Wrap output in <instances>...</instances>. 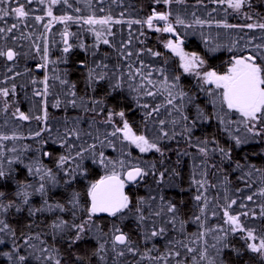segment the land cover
I'll return each instance as SVG.
<instances>
[{
  "label": "trees",
  "instance_id": "1",
  "mask_svg": "<svg viewBox=\"0 0 264 264\" xmlns=\"http://www.w3.org/2000/svg\"><path fill=\"white\" fill-rule=\"evenodd\" d=\"M20 2L24 3V0ZM47 6L48 0L44 4L32 0V3L25 4L26 10L31 11L22 23L12 14L0 19V28L7 29L12 24H17L11 32H0V50L10 48L18 53L15 62L11 64L6 58L0 57V88L9 89L8 97H0V134H15L19 137L0 142L3 144L0 150L4 153L0 162L3 163L4 171L10 173L0 178V192L4 193L5 204L14 202L20 207V211L12 207L6 213H0V219H4L16 232L15 237L7 233L0 234L6 241L4 245H0V264H13L2 254L11 250L13 240L18 245H23L27 236L35 237L37 234L45 241L44 247L59 249L62 264H81L77 257L83 258V264H208V259L213 258L217 264H264V256L247 248L244 239L246 232L230 231L231 225L225 223L226 218L223 216L224 206L235 200L236 204L231 206L230 213L240 215V222L245 229L254 230L257 236L264 235V195H260L261 189H264V132L254 135L248 133L243 125L233 124L229 125L230 132L226 133L225 126L214 115L211 120L198 121L192 127L191 119L195 117V109L190 105L185 109L190 120L173 126L170 121L173 118L179 121V114L171 112L169 115L171 106L161 108L158 114L146 117L147 110L137 104V100L139 105L161 104L164 102L162 95L145 96L143 89L139 93L135 91L142 83L145 88L156 91L141 79L142 75L149 72L153 81H161L163 76H167L171 82L172 77L178 75L180 87L189 95H195L196 102L206 113L214 114L217 109L209 103L204 92L199 90L200 81L183 72L179 59L164 47L166 37L149 29L143 21L152 15L153 10L170 12V21L173 23L175 17L179 16L185 21L184 25L176 24L179 37L185 41V50L188 53L195 52L203 58L207 68L224 72L234 56L264 54L261 49L256 48V45H264V29L244 27L247 24L264 23V0H247L239 11L229 8L227 3H220V0H173L171 4H164L162 0L160 3L155 0H68L67 4L61 2L53 6V14L70 15L74 18L90 15L101 18L110 15L113 21H122L119 24L113 23L112 34L102 37L108 39L109 44L98 41L94 33L89 31L88 25L69 21L68 31L74 35L70 36L73 47L68 53L63 52L65 45L61 35L65 25L53 23L50 31L45 32L44 25L50 19L46 15ZM2 7L7 8V3ZM12 7H15V0H12ZM35 16H43L44 19L36 21ZM196 19L206 23L196 24ZM133 20H140L142 23H128ZM225 23L233 27L225 28ZM81 43L83 48L79 47ZM37 44L41 49L47 44L46 70L41 68L38 71L43 53L36 51ZM210 48L217 50L211 52ZM152 52H160L161 55L153 56ZM89 69L106 74L105 79H97L90 84ZM161 69L163 74L159 71ZM137 70L140 75L130 79L128 73ZM46 75L49 92L45 105V98L35 93L43 91L42 81ZM118 78L120 88L113 89L112 85ZM61 80H67L68 84H61ZM71 85H75V88L72 89ZM70 91H75L76 96L68 95ZM73 99L76 100V106L69 103ZM57 100L60 101V107H53ZM5 103L8 105L7 110ZM45 107L49 117L46 124L37 119L23 121L18 118V114L16 117L12 115L18 108L30 116H42ZM111 110L125 111V118L133 131L138 135H146L150 140L162 135L159 121L165 120L162 127L163 131L168 132V137L158 141L163 154L155 150L141 153L123 140L121 134L116 137L109 135L105 139V133L110 134L114 127L104 123ZM114 119L117 126H122L119 117ZM225 119L239 120L240 117L230 113ZM185 123L192 127L190 133L184 130ZM236 128H239V132ZM74 129L79 132V139L71 134ZM259 129L260 125H257V130ZM36 132L41 135L36 136ZM97 135L104 140L103 145L95 139ZM233 135H239L246 142L236 145ZM65 138L68 144L77 147L95 143L96 151H103L106 158L114 161L121 159L126 164L139 165L148 172L141 183L127 190L134 204L141 197L145 199L143 213L147 219L143 223L133 213H126L127 218L122 221L119 217H94L104 232L110 233L113 225H116L126 233L134 252H128L124 246H119L124 250V255L117 257L109 243L104 260L101 261L99 257L91 255L98 243L96 236L99 233L95 229L86 232L84 238L71 247L69 243L72 231L55 236L52 234L50 225L58 218L73 222L69 204L72 192H80L81 204L87 206L84 194L89 183L105 175V169L90 158L83 162L84 167L89 170L86 179L78 178L69 185L58 175L60 184L54 188L49 185L48 194L44 198L38 194L31 195L28 204H23L22 198L16 195L21 184L33 185V188L28 189L30 193L39 184L38 176L30 175L25 165L39 161L46 168L57 171V157L65 154L68 145L61 147L60 143L53 142ZM108 140L112 141V147L107 146ZM205 140L206 145L202 143ZM200 147H206L208 154H202ZM12 148L16 151H11ZM219 148L229 150L230 159L225 158ZM44 152H51L52 156H45ZM74 152L75 149L73 154ZM84 155L88 157L89 153ZM17 156L23 163L14 159ZM9 160H13L11 165ZM161 172L164 173L162 181L159 177ZM195 181H205L203 188ZM197 195L206 198L207 207L204 206V199H195ZM248 196H252V199L248 200ZM44 199L52 205L64 204L68 210H45L30 215V208L45 207ZM169 203L176 206L175 214L167 211ZM157 211L161 213L159 216L154 215ZM173 216L174 223L170 222ZM196 217L200 219L197 220ZM83 218H86L83 211L76 210V222ZM161 227L165 229L162 235L150 236L153 228L158 230ZM217 237L223 239L218 241ZM213 244L216 245L215 248L212 247ZM224 244L228 247H223ZM205 248L208 255L202 259L200 253ZM31 251L25 246L21 249V254ZM31 264H41V261L31 258Z\"/></svg>",
  "mask_w": 264,
  "mask_h": 264
},
{
  "label": "snow or ice",
  "instance_id": "2",
  "mask_svg": "<svg viewBox=\"0 0 264 264\" xmlns=\"http://www.w3.org/2000/svg\"><path fill=\"white\" fill-rule=\"evenodd\" d=\"M40 4H44L45 0H38ZM63 2L64 4L68 3V0H48V6L46 9V15L49 17V21L44 25L45 32L50 31L51 25L53 23H61L65 25L63 32L61 35L64 37L65 47L63 48L64 53L70 52L73 45L68 42V37L74 35L68 31L67 24L69 21L73 23H83L89 26V31L93 32L96 39L101 41L103 44H109L108 39H102V37L107 34L111 35V25L113 23L119 24L121 20L113 21L112 17L104 16L101 18H97L95 15H90L88 17H72L70 15H54L53 14V6L60 4ZM156 3H160L161 0H155ZM164 4H171L173 0H162ZM176 2H183V0H176ZM7 3L8 7H2ZM32 3V0H24V3H21L20 0H15V7H12V0H0V19L12 14L15 16L18 22L22 23L25 21L30 15V9L25 8V4ZM220 3H227L229 8H232L236 11H239L242 7L245 6L247 0H220ZM71 5H69L70 7ZM76 11H79L77 9ZM171 13L170 12H156L153 10L152 15H150L143 23L147 25L148 28H154L153 21H163L164 24L162 27H155V31L163 32V33H172L176 34V29L173 26V23L170 21ZM34 19L36 21H42L44 19L43 16H35ZM129 24L136 23L140 24L142 21L133 20L128 21ZM196 24H204L206 21H202L200 19L195 20ZM175 24L184 25L185 21L179 16L175 17ZM99 26V29L97 28ZM191 25H189L190 27ZM17 27V24H12L9 28L4 29L0 28V32H11L14 28ZM225 28L233 27V25H229L225 23L223 25ZM244 27L249 29L257 28L264 29V23L259 24H247ZM183 40L177 39L172 40L168 39L164 43V47L169 49L171 52L175 53L181 60V67L184 73L195 75L199 78L201 83V88L199 89L201 92H204L205 96L208 97V101L214 108L217 109L214 114L206 113L204 108L200 106L196 102L197 97L195 95H189L185 92L179 85L180 76L175 75L172 77L171 82L167 76H163L161 81H153L150 79L151 72L146 75H142L141 79L146 82L150 88H155L156 91H152L149 88H145L144 83L140 84L135 91L138 93L143 89V95L145 96H156L157 94L162 95L164 97V102L157 105H150L148 103H144L143 105H139V101L137 100V104L140 107L146 109L145 116L151 117L153 113H159L161 108H167L171 106L169 111V115L171 112H176L179 114V121L173 118L170 123L175 126L179 122H188L190 120L189 115L185 113V109L187 106H191L195 109V117L191 119L192 127H195L198 121H209L213 118V115L219 122L224 125V131L226 133L230 132L229 125L240 124L243 125L248 133H253L254 135H260L264 132V54L261 53H251L248 55H240L234 56L230 61V66L224 72H219L215 69L207 68L205 65V60L197 55L195 52L187 53L184 51ZM98 46V45H97ZM79 47L83 48L84 45L81 43ZM219 46H217L218 48ZM217 48H210L211 52H215ZM257 49H261L264 52V45H256ZM36 51L39 53L42 51L41 59L45 61L44 64L39 65L41 68L47 67L48 62V47L47 44L41 49L40 45H36ZM151 51V50H149ZM18 53L12 49L0 50V57L6 58L7 61H13ZM131 55V53H129ZM153 56H160V52H152ZM100 67V65H97ZM107 67V65H104ZM11 71V69H9ZM163 74V70H159ZM104 73H97L95 69H89L88 72V80L90 84L95 83L97 79L103 80L105 79ZM136 75H140L139 70L136 72H129V78H134ZM57 79H59L57 77ZM119 79L115 84L112 85L113 89L120 88ZM35 83V81H33ZM44 88L42 92H36L35 95L42 96L45 99L43 103L46 105V97L49 92L48 85V77L47 75L44 77L42 81ZM61 84H68L67 80H61ZM211 86V87H204ZM72 89L75 88V85L70 86ZM13 92L15 91V85L12 86ZM68 95L75 97V91H70ZM9 89L7 87L0 88V97H8ZM70 104L76 106V100H70ZM94 103H102V101H94ZM7 103H5V110H7ZM53 107H60V101H56ZM95 111V109H92ZM44 114L42 116H30L24 112H21L18 108L15 112L12 113L14 117L17 116L20 120L28 121L30 119H37L40 121L47 120V108L43 109ZM230 113L238 114L239 120H226ZM126 114L123 110H111L107 113L106 119L104 123L113 125V131L108 134L105 133V139H108V136L116 137L117 134H122V139L128 141L130 144L135 145L136 148L139 149L141 153H146L152 150H155L158 153H162L161 147L159 146L158 141L163 139L164 137H168V132L163 131V125L166 123L165 120H160L159 124L161 125L160 131L162 133L161 136H156L154 139L150 140L144 134H137L133 131L132 126L129 124L128 120L125 118ZM115 117H119L120 124L122 126H117L115 122ZM257 125H260L259 131L257 130ZM184 130L186 132H191L192 127H189L187 123L183 124ZM239 132V128L235 129ZM72 135L79 139V132L75 129L71 132ZM36 136L41 135L40 132L35 133ZM90 135V134H89ZM175 135V133H173ZM16 140L19 139L15 134L12 136L2 135L0 134V142L6 140ZM95 139L101 144H104V140H101L99 135L95 137ZM232 139L235 141L236 145H240L241 143H245L246 141H242L239 135H233ZM60 143V146L63 147L65 144L68 145L65 154H61L57 157V171H53L51 168H46L44 165L40 164L39 161L36 164L25 165L30 175L35 174L38 176L39 184L36 186L33 191L30 193L28 189L33 188L31 184H21L18 187L16 195L22 198L23 204L29 203V198L31 195H40L42 198L46 197L49 191V185L51 187H56L60 184V179H58V175L61 176L63 182L65 184H71L73 181L78 178H87L89 170L84 167L85 159H92V161L105 169V175L95 182H90L87 190L85 192V196L87 198L86 204L84 206L81 204V193L78 191H73L71 197L69 199V204L72 210L73 222L69 223L67 220L57 219L54 221L50 228L53 230V235L55 236L58 233H64L66 231H72L73 235L70 238L69 247L74 245L75 243L81 241L84 238V234L86 232H91L93 229L96 230L99 235L96 236L98 241L96 249H94L91 253L92 256L99 257L101 261L104 260V253L106 252V246L110 243L111 250L116 254L117 257L124 255V250L120 249L119 246H124L128 252H134L135 250L131 247V240L128 235L124 233L120 228L113 225V230L110 233H106L103 231L101 226L97 224L94 220L98 214L106 213L110 217H119L122 221L126 219V213H133L137 216L138 220L143 223L147 218L143 213V206L145 205V199L139 198L135 204L133 203L130 195L125 191L126 187L129 184L135 185L139 179H143V177L148 175V172L145 168L140 167L139 165H129L126 164L124 160H111L105 157L103 151H96L97 145L95 143L87 145H80L77 147L73 144H68L67 138L62 141H54L53 143ZM43 143V141H42ZM203 144H207V141H203ZM109 147H112V141L108 140ZM3 148V144L0 143V149ZM75 152L73 154V151ZM225 158L230 159V151L224 148L218 149ZM11 151L15 152L16 149L12 148ZM199 151L207 155L208 149L206 147H200ZM89 153L88 157H85L84 153ZM4 155L3 151L0 150V157ZM45 156H52L51 152H44ZM16 161L19 163H23L19 159V157H14ZM9 165L13 163V160L8 161ZM240 167V165H237ZM154 168V165L152 166ZM10 173H6L3 169V163L0 162V178H3ZM160 180L164 179V173L161 172L159 174ZM195 183L199 184L201 188H203L205 181H195ZM260 195H264V189H261ZM4 193L0 192V213H6L10 208L16 207L17 211H20V207L15 205L14 202H9L5 204L3 202ZM154 199V198H153ZM163 199V198H161ZM197 201H201L204 199L205 207H207L206 198L201 195H197L195 197ZM248 200L252 199V196L247 197ZM45 207L43 208H35L29 210L30 215H35L38 212L53 211L54 209H58L63 212L66 209L64 204L56 203L54 205L49 204L47 199L43 201ZM236 204L235 200H231L230 203L226 204L223 209V216L226 218L225 223L231 225L230 231L236 232H246V237H244L247 248L250 249L253 253H259L264 256V235L257 236L255 231L252 229H245L240 222V215H233L230 213V208L232 205ZM243 206V205H242ZM76 210H82L85 217L80 219L79 222H76ZM167 211L175 214L177 209L176 206L172 203L167 205ZM204 209H201V214H203ZM262 213H264V208H262ZM161 213L159 211L155 212L154 215L159 216ZM215 214V213H214ZM242 215H247V213H242ZM197 220L200 217H196ZM172 223L175 222V216H173ZM220 231H224L220 229ZM165 232L163 227L153 228L150 236L156 237L160 236ZM7 233L12 237H15L16 232L11 226L5 222L4 219H0V234ZM227 233H225L226 235ZM203 236V233L200 234ZM223 237H217V240H222ZM30 241H33L30 243ZM38 242V243H37ZM6 241L0 237V245H4ZM44 240H41L39 234L35 237L29 235L24 239L23 245H18L15 240H13L12 248L8 252L2 253L4 256L8 258V260L12 261L13 264H31V258H34L37 261H41V264H62L61 255L59 249L55 247H44ZM27 246L32 251L27 254H21V249ZM213 248L216 247L215 244L212 245ZM223 247H228L227 244H224ZM189 251H193V249H189ZM219 249L217 250L219 254ZM37 253H39L37 255ZM239 254V253H238ZM179 255V253H176ZM201 258H207V248H205L201 253ZM78 260L83 264V258L77 257ZM159 259H163V257H159ZM208 264H217L216 260L208 259Z\"/></svg>",
  "mask_w": 264,
  "mask_h": 264
},
{
  "label": "rangeland",
  "instance_id": "3",
  "mask_svg": "<svg viewBox=\"0 0 264 264\" xmlns=\"http://www.w3.org/2000/svg\"><path fill=\"white\" fill-rule=\"evenodd\" d=\"M169 19H170V17H169ZM173 23V22H172ZM153 24H154V28H149V29H151L152 31H154V32H156V33H161V35H164L165 37H166V39H165V42H166V40H168V39H172V40H176V39H173V37L172 36H170V35H168L167 33H163V32H157V31H155V27H162L163 26V24H164V22H153ZM173 26L175 27V29H176V31L178 32V26L175 24V23H173ZM180 38V37H179ZM182 39V38H181ZM182 47H183V49H184V51L185 52H187L186 50H185V47H184V45H182ZM166 50H168V51H170L169 49H167L166 48ZM171 52V51H170ZM173 53V52H172ZM188 53V52H187ZM175 54V53H174ZM175 57H177L178 59H179V61H180V64H181V60H180V58L178 57V56H176L175 55ZM45 63V61L43 60L41 63H40V65L41 64H44ZM47 65H48V62H47ZM40 69H41V67H39ZM43 70H46L47 69V67H45V68H42ZM186 74H188V73H186ZM188 75H191V76H194L197 80H199V78L198 77H196L195 75H192V74H188ZM200 81V80H199ZM208 87H210V86H208ZM232 114H235V113H232ZM236 116H238L239 117V115L238 114H235ZM43 122V124H46V123H48L49 122V117L47 116V120L46 121H42ZM122 135V134H121ZM133 147L136 149V150H138L139 151V149L138 148H136L135 147V145H133ZM140 152V151H139ZM147 153V152H146Z\"/></svg>",
  "mask_w": 264,
  "mask_h": 264
},
{
  "label": "water",
  "instance_id": "4",
  "mask_svg": "<svg viewBox=\"0 0 264 264\" xmlns=\"http://www.w3.org/2000/svg\"><path fill=\"white\" fill-rule=\"evenodd\" d=\"M153 22H155V21H153ZM156 22H163V21H156ZM167 34L170 35V36H172L173 39H177V38H179V35H178V32H177V31H176V34H172V33H167ZM180 39H181V38H180ZM182 40H183V39H182ZM68 42L70 43V36L68 37ZM184 43H185V41L183 40V44H184ZM64 45H65V44H64ZM15 60H16V58H15L13 61H7V62L11 64V63H14ZM40 70H41V69L38 68V71H40ZM143 178H144V177H143ZM142 180H143V179H139L135 185L129 184L128 187H126L125 191L127 192V190H128L130 187H133V186L138 185L139 183L142 182ZM96 217H110V216H109L108 214H106V213H101V214H98Z\"/></svg>",
  "mask_w": 264,
  "mask_h": 264
},
{
  "label": "flooded vegetation",
  "instance_id": "5",
  "mask_svg": "<svg viewBox=\"0 0 264 264\" xmlns=\"http://www.w3.org/2000/svg\"><path fill=\"white\" fill-rule=\"evenodd\" d=\"M177 39H180V38H177ZM177 39H176V40H177ZM183 45H184V44H183Z\"/></svg>",
  "mask_w": 264,
  "mask_h": 264
}]
</instances>
